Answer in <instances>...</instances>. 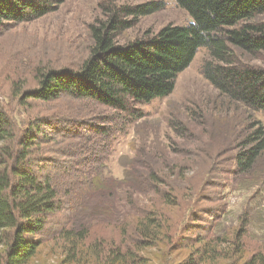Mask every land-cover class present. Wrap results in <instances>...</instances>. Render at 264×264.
<instances>
[{
	"label": "trees",
	"instance_id": "16d2710c",
	"mask_svg": "<svg viewBox=\"0 0 264 264\" xmlns=\"http://www.w3.org/2000/svg\"><path fill=\"white\" fill-rule=\"evenodd\" d=\"M68 1L0 0V34L11 25L39 20ZM117 1L107 0L102 19L90 27L93 46L82 66L77 70H50L23 98V104L27 100L78 103L80 112L75 113L76 117H38L24 129H15L0 107V264L33 261L51 222L63 212L82 210L94 215L100 208L104 217L111 218V206L104 199L98 207L81 205V195L104 178L110 194L118 185L125 188L132 182L143 185L147 197L152 195L154 199L146 203L129 194L123 199L127 209L123 220L116 226L109 223L105 229L108 232L90 243L86 255L95 256L99 264H146V250L178 251L175 242L185 226L182 221L171 223L170 211L175 210L176 218L192 219L196 203L189 202L188 193L192 199L200 198L210 172L190 179L179 176L188 184L185 189L172 185L161 174L135 177L130 167L122 181L101 172L117 135L125 134L129 124L144 119L139 107L171 96L178 77L201 49H207L214 61L206 65L204 73L220 95L252 113H264V69L237 63L230 48L251 55L264 53V22H256L264 16V0H175L191 23L167 25L156 34L145 33L126 44H119V37L135 27L139 19L162 8L155 3L117 6ZM99 109L113 113L103 115ZM66 144L65 151L56 150ZM236 149L232 170L235 179L252 174L264 157V127L258 120L251 122L248 136ZM58 155L77 161L70 166L55 158ZM74 166L86 169L82 182L77 181L80 175H75ZM142 204L152 207L142 212ZM155 204L160 208L156 209ZM181 204L189 206L183 211ZM78 220L67 222L70 229L63 237L81 246L89 240L92 226H82L76 233L81 227ZM249 223L248 218L243 219L233 242L220 236L198 238L195 242L204 246L197 249L196 259L190 256L187 263L219 264L225 260L238 264L246 252L242 240ZM106 234L111 236L106 238L108 245L103 242ZM256 259L257 264L264 263V256L255 253L244 264H255Z\"/></svg>",
	"mask_w": 264,
	"mask_h": 264
},
{
	"label": "rangeland",
	"instance_id": "374dc122",
	"mask_svg": "<svg viewBox=\"0 0 264 264\" xmlns=\"http://www.w3.org/2000/svg\"><path fill=\"white\" fill-rule=\"evenodd\" d=\"M106 1L71 0L39 20L11 25L1 32L0 107L15 129H24L38 117L74 118L75 113L80 112L78 103L27 100L23 104V98L38 87L41 75L50 70H77L88 59L93 46L90 27L102 19ZM147 3L158 4L162 9L139 19L135 27L119 37V44L132 42L145 33L156 34L167 25L192 22L175 0H118L117 6L134 7ZM256 22H264V16L257 18ZM230 48L237 63L264 69V53L251 55ZM213 62L209 51L201 49L190 67L178 77L171 96L139 107L144 112V119L129 124L125 134L117 135L112 153L104 161L101 173L105 177L112 176L115 181H122L130 167L135 177L161 174L181 189L187 188L188 184L179 176L190 179L210 172L200 198L192 199L188 193L189 202L196 203L192 219L176 218L175 210L170 211L173 215L171 223L182 221L185 226L184 233L175 242L174 248L178 251L146 250L143 253L146 264H188L190 256L195 260L197 249L204 246L195 242L198 238L210 240L213 236H220L233 242L234 235L243 227L244 218L250 223L242 240L246 252L238 264L248 262L255 253L264 256V157L252 174L236 179L232 174L239 142L248 136L254 119L264 127V113H252L221 96L204 73L206 65ZM98 112L103 115L113 113L106 109ZM100 145L105 148L104 143ZM66 148L67 144L56 150L63 152ZM55 158L70 166L77 161L61 155ZM74 173L77 177L80 175L77 181L82 182L86 169L76 167ZM105 181L106 178L101 179L89 193L82 194L81 205L98 207L97 203L104 199L111 206V218L104 217L100 208L94 215L82 210L59 214L51 222L38 256L29 264H99L95 256H88L85 251L98 236L108 232L105 231L107 225L116 226L123 220L127 213L123 199L129 194L137 196L134 200H145L146 203L150 198L154 199L152 195L147 197L143 185L132 182L125 188L118 185L110 194ZM142 206V212L152 207L151 204ZM188 206L181 204L183 211ZM155 207L160 208V204ZM133 213L138 214V211ZM72 218L81 223L76 233L83 229L82 226H92L89 240L81 246L68 236L63 237L70 229L67 222ZM106 238L111 236L105 235L103 242L108 245ZM227 247L222 245L221 248ZM219 264H230V261L220 260Z\"/></svg>",
	"mask_w": 264,
	"mask_h": 264
}]
</instances>
